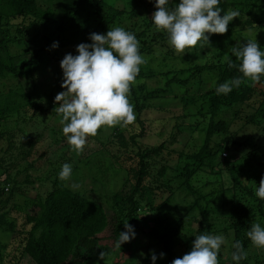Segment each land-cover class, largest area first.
<instances>
[{
  "label": "trees",
  "instance_id": "16d2710c",
  "mask_svg": "<svg viewBox=\"0 0 264 264\" xmlns=\"http://www.w3.org/2000/svg\"><path fill=\"white\" fill-rule=\"evenodd\" d=\"M116 1L118 0H47L48 6L44 8L39 0H0V85L9 86L7 91H0V140L7 139V150L11 145L7 136L11 137L14 126H17V120L26 123L31 119H28L26 114L31 111L40 115L47 112L56 113L55 108L58 104L54 102L55 97L58 93L66 91L61 87L63 71L60 67V54L62 50L71 49L77 53V45L92 42L89 38L90 34H106L109 28L122 27L134 33L140 18L142 22L144 21V26L136 38L139 41V51L142 56L153 55L151 49L153 45L169 42L166 31L149 34L151 32L149 27L153 25L149 16L156 11L155 0H126V9L116 8L114 6ZM179 2L180 0H170V7H174ZM219 6L225 12L229 8L239 11V17L229 23L227 33L211 34L209 43L201 41L195 49H185L186 52L196 56L208 57L207 68L204 66L199 70L201 72L210 70L215 73L214 75L218 78L216 88L227 80L242 76L238 71L240 62L231 52L232 47L242 46L248 40L241 36L242 33L247 30L264 31V0H261V4L254 3V0H234L232 3L220 0ZM223 14L222 11L221 16ZM157 40L162 42L156 43ZM54 42H58V47H52ZM258 44L264 51V44L261 42ZM230 61L237 67L230 68ZM47 65L48 67L53 65L50 69L52 74L49 78L39 79L38 73L44 71ZM167 73L164 71V74H157L146 68V64L140 66L135 83L130 86L137 112L142 113L145 100H152L158 95V92L150 85H156L160 75L167 77ZM164 81L165 85L169 86L173 80L165 79ZM40 85L45 88L42 90L38 87ZM263 85L264 76H261L259 82L252 83L246 80L239 88H233L227 95H218L216 88L208 95L202 106L208 108L204 113L206 116H203L202 127L199 128L198 124L196 126L198 129L193 131L201 140L199 152L190 158L191 164L186 163L178 172L177 187L175 190H169V195L164 200L167 203L166 206L163 203L156 204L154 200L156 192L164 188L161 180L157 185L159 178L165 174L164 167L157 172L155 179L151 176L149 168L153 157L164 150L163 144L140 150L135 141L137 136H131L128 145L123 141L124 135L121 131V127L125 126L119 125L115 128L113 136L123 147L124 159L130 164L134 163L135 167L133 170L131 166L123 169L120 177H124L119 191L108 192V207L113 211L115 221L119 223L115 231L113 230L114 240L116 238L118 240L125 222L138 224L140 243L142 245L154 243L159 246L165 254L164 263L172 264L175 255L174 247L179 246L182 257L191 251L195 240V237L180 238L178 228L180 229L181 219H176L171 214L170 204L174 196L182 195L183 199L180 202L186 205L187 210L199 214L201 219L205 220V222H199L200 228L196 235L209 233L213 224L217 223L218 217H222V222L229 217L227 229L232 231L231 243L239 240L244 249H247L250 239L246 231L250 230L253 223H260L264 227V200L255 194L259 186L255 173H246V182L232 178L231 187L228 185L227 188H223L220 184L219 187H214L207 193L203 192L202 188L191 186L190 181L198 171H206L218 177L228 176V174L232 176L235 173L233 164H221L220 155L222 153L223 156L228 146L241 148L243 144L234 141L235 134L217 141L215 136L220 138V135L231 134L230 126L237 119L245 120V123L251 125H257L259 120L264 119V91L258 89ZM135 95L140 96L142 104H139V99ZM255 96L259 100L255 114L248 118L241 116L240 108L247 105ZM44 100L46 107L40 103ZM130 147H137L139 150L131 156ZM3 150H0V179L2 175L5 179L0 182V197H2L0 209L5 207L14 194L19 196L21 203L15 204L14 210L24 213V226L27 229H23V223L10 219L7 213L0 214L1 238H10L14 230L19 228L16 233L18 241H8L7 248L1 244L6 240L0 243L1 262L2 257L9 256V253H13L12 264H18L23 256H27L34 264H90L97 256H100L101 252L105 255L113 254L112 249L95 248L93 244V241H98L96 236L108 225L103 207L78 191L70 189L72 186L69 184L67 185L70 180H73V183L77 181L75 175L77 169L74 168L71 179L65 181L59 179L62 168L50 165L52 171L46 179L51 184V190L44 197L36 196L32 200L25 191H22V188L33 185L34 181L27 175L20 182L16 178L8 180L10 178L7 166L14 167L12 163L14 158L12 154L8 156V153ZM113 158L119 162L116 156ZM28 165L34 168L31 163ZM252 167L250 165L247 170H251ZM52 173H56L55 176ZM150 178L154 180L155 186L146 184V179ZM127 184L130 189L128 194L124 193ZM7 186L10 189L9 193L5 194ZM5 195L6 199L3 201ZM142 203L144 208L155 212L154 220L148 217L141 219L137 216ZM28 208L30 211L27 214L25 211ZM205 223L207 224L204 226ZM120 250L119 260L112 264H126L124 253L126 250L129 251L130 247L127 245ZM233 251L232 248L231 253ZM147 259L145 255L141 262L132 264H147Z\"/></svg>",
  "mask_w": 264,
  "mask_h": 264
},
{
  "label": "rangeland",
  "instance_id": "374dc122",
  "mask_svg": "<svg viewBox=\"0 0 264 264\" xmlns=\"http://www.w3.org/2000/svg\"><path fill=\"white\" fill-rule=\"evenodd\" d=\"M227 1L232 3L234 0ZM39 2L44 8L48 6L47 0H39ZM254 3L261 4V0H254ZM114 6L116 8L123 7L126 9V0H118L115 2ZM229 10L230 8L228 11ZM151 17L152 13L149 16V20ZM139 20L134 31L135 36L141 33L144 26V21L142 22L141 18ZM18 22H20V20H18ZM149 29H151L150 35L164 32V30H157L154 24L151 25ZM241 36L244 39H256L258 42L264 44V31L262 30H247L244 31ZM161 42L157 40L156 43ZM151 49L154 56L150 55L145 57L147 59L146 68L155 71L157 74H164L165 71L168 72V75L167 77H165V75H160L156 85H150L153 86L152 89L158 92V95L152 100L144 101L145 108L142 113L137 112L134 108L136 120L131 125L121 127V131L124 135L123 141L127 142L128 145L130 144V137L133 135L137 136L135 141L138 143L140 150L155 148L163 144L164 150L159 152L156 157H153L149 168L151 176L155 179L157 177V172H160L164 167L165 174L163 177L159 178L157 182V185H159L162 181L164 188L156 192V199L154 198V200L156 204L163 203L166 206L167 203H165L164 200L168 197L169 190H175L177 187L176 177L178 172L186 163L191 164L190 158H193V156L199 152L201 140L197 133L193 131L198 129L196 127L198 124L199 128L202 127V122L204 120L203 116H206L204 113L208 110L207 106H202L206 102L208 95L216 88L215 86L218 78L214 75L215 73L213 71L207 70L201 72L199 70L200 67L205 66V68H207L208 57L203 58L202 55L196 56L193 53L186 52V50L184 54L177 53L174 48L170 46L169 42H164L163 45H153ZM69 53L72 55L78 54L71 49L62 50L60 61ZM224 56L225 54L223 57ZM167 61H169L168 64ZM52 67L53 65L49 67L47 65L44 71L38 73V78H49L52 74L50 70ZM165 79L167 81L172 79L173 81L170 82L169 86H166ZM42 81L45 82V80ZM179 81L181 83H179ZM8 87V85H0V91H7ZM38 87L42 90L45 88V86L42 85ZM258 89L264 91V85L263 87H258ZM140 95L143 96L142 94ZM135 96L139 99V104H142L140 96ZM128 98L129 102L134 106V96L131 92ZM40 103L42 106L46 104L45 100ZM258 105V97L255 96L247 105H243L240 108L241 110L239 113L241 116H247L246 118H248L255 114ZM26 116L28 119H31L26 123L17 120V126H14V128L12 127L13 132H11V137L10 135V138L7 136L11 143L9 150H7V139L3 138L0 140V150L4 149L3 151L7 152L8 156L12 154L14 158L12 162L14 167L7 166L9 175L7 176L10 178L8 180L16 178L20 182L27 175L30 180L34 181V184L24 186L22 191H25L26 195L34 200L36 196L44 197L52 188L50 182L46 179V176L52 171V166L50 165L62 168V166L67 163L71 165L72 170L74 168L77 169L75 170L77 181L73 183V180H70L67 182V185H79V187H71L70 189L78 191L87 198H90V200L101 205L107 217L108 225L96 236L98 241H93L94 247H106L113 251L112 255H105L104 259L97 256L90 264H112L113 262H117L120 258L121 250L115 247L117 238L114 240L115 235L113 230L115 231L119 223L117 220L115 221L114 213L108 207V192L119 191L121 180L124 177H120L123 169L131 166V170H133L135 167L134 163L130 164L124 159L123 147L120 146L115 136H113L114 130L118 128L119 124L111 128L106 126L102 127L95 137H87L83 151L78 153L69 145L67 138L62 132L63 126L60 123L62 119L61 114H57V112L54 114L47 112L40 115L39 113L36 114L34 111H31L27 113ZM230 132L231 134L220 135V138H216L215 136V140L217 141L235 134L233 136L234 141L243 144L241 148L228 146L229 148L224 152L226 153V157H223L222 153L220 155L221 164H233L235 173H233L232 176L228 174V176L222 175L218 177L213 174L210 175L206 171H198L190 181L191 186L198 189L202 188L201 190L207 193L212 188L219 187L218 185L220 184L223 188H227L228 185L231 187L233 185L232 178L246 182V173H255L258 182L264 177V119L259 120L257 125H251L245 123V120L237 119L231 124ZM129 149L131 150V156L139 150L137 147H130ZM113 156H116L119 162L114 160ZM222 158L225 159L222 160ZM136 161L135 159V163ZM28 163L34 165V168H30ZM250 165L253 166L252 169L247 170ZM52 174L55 176L56 173ZM4 179L5 176L2 175L0 182ZM153 179H146V184L155 186L153 184ZM6 188H8V190L10 189L8 186ZM129 192L130 189L127 184L124 193L128 194ZM8 193L9 191L6 192L5 190V194ZM174 197L172 204H170V208L172 216L176 219H181L180 229L178 228L180 238H194L196 232L200 228L198 225L199 222H205V220L204 218L201 219L199 214L187 210L186 205L180 202V200L183 199L182 195ZM1 198L2 197H0V199ZM22 198L24 199V197ZM5 199L6 195L2 200L4 201ZM20 203L21 199L14 194L5 207L0 209V214L7 213L10 219L16 220V222L20 224L23 223V229L25 230L27 227L24 226V213L14 210L15 204L18 205ZM165 206L163 207L165 208ZM29 211L30 209L28 208L25 213L28 214ZM137 216L141 219L148 217L154 220L155 212L148 208H144V203H142L137 211ZM228 218L229 217L223 219L225 222H222V217H218L217 223H214V221V224L212 223V229L207 233L211 235H222L225 238V242L221 246L218 254V264H236V262L232 260L231 239L233 238L232 231L227 229L229 224ZM129 224L134 228L135 238L131 239L130 242L123 243L121 246L123 248H126L127 245L130 247V250H126V253H124L126 256V264L136 263L137 261L141 262L145 255H147L148 258L147 264H153L151 259L153 253L157 256L155 264H165L163 258L160 257V253H162L161 248L154 243L142 245L139 239L140 229L138 228V224ZM206 224L207 223H205L204 226ZM17 231H19V228L14 230L10 238L4 237L3 239L0 237V243L6 240L5 243L3 242L1 244H4L5 248H7L8 241H18ZM123 231H125V227L121 229V232ZM248 231L249 230H247L246 233ZM176 243L178 245L177 241ZM174 248V259L181 257L179 246ZM245 251L247 252V259L239 262V264H264V248L256 247L250 241ZM12 256L13 253H9V256H3L2 262L0 260V264H12ZM17 256H19V254ZM18 264L34 263L27 256H23Z\"/></svg>",
  "mask_w": 264,
  "mask_h": 264
},
{
  "label": "clouds",
  "instance_id": "9594fccd",
  "mask_svg": "<svg viewBox=\"0 0 264 264\" xmlns=\"http://www.w3.org/2000/svg\"><path fill=\"white\" fill-rule=\"evenodd\" d=\"M219 5L220 0H180L170 7V0H155L156 11L151 21L157 30L167 32L170 46L177 53L184 54L186 48L195 49L201 41L209 43L211 34H226L229 23L239 17V11L225 12ZM222 11L224 14L221 16ZM89 38L92 41L90 44L77 45L78 55L69 53L61 60V87L66 91L58 93L54 101L58 104L55 111L62 115V132L78 153L83 151L87 137H95L102 127L134 123V106L128 98L130 86L135 83L140 66L147 63V59L140 54L135 34L122 27L109 28L106 34L92 33ZM52 47H58V42H54ZM231 52L240 62L238 71L242 76L221 83L216 88L218 95L229 94L246 80L257 83L264 76V51L256 39H248L242 46L232 47ZM229 67L237 65L230 61ZM71 176L72 167L66 163L62 166L59 179L67 181ZM72 187L79 185L73 184ZM5 190L8 191L7 188ZM255 194L264 200V177ZM124 227L125 231L119 233L115 243L117 249L135 238L133 226L125 222ZM247 237L254 246L264 248V227L259 223L251 225ZM224 242L222 235H196L191 251L175 258L172 264H218V254ZM232 248V260L236 264L247 259L241 241H235ZM164 255L160 253L161 258ZM104 257L105 253L101 252L100 258ZM151 259L155 264V253Z\"/></svg>",
  "mask_w": 264,
  "mask_h": 264
},
{
  "label": "built area",
  "instance_id": "2783aa9c",
  "mask_svg": "<svg viewBox=\"0 0 264 264\" xmlns=\"http://www.w3.org/2000/svg\"><path fill=\"white\" fill-rule=\"evenodd\" d=\"M223 156L225 157L226 156V153H223Z\"/></svg>",
  "mask_w": 264,
  "mask_h": 264
}]
</instances>
